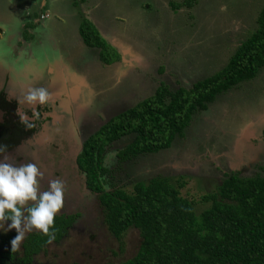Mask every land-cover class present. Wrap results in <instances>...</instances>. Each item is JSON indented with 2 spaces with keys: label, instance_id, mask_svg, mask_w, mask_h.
<instances>
[{
  "label": "rangeland",
  "instance_id": "rangeland-1",
  "mask_svg": "<svg viewBox=\"0 0 264 264\" xmlns=\"http://www.w3.org/2000/svg\"><path fill=\"white\" fill-rule=\"evenodd\" d=\"M50 1L41 4L42 11L35 8L34 12L50 15L46 8ZM104 1L108 15L95 23L100 36L115 51L108 49L107 55L115 58L107 64L101 60L99 48H87L75 36V15L80 10L79 19L83 13L91 18L95 12L91 3L85 1L71 9L77 13L62 18L66 19L62 26H54L56 20L50 19L39 26L29 25L30 29L40 30L36 37L42 41L29 52L24 46L18 49L16 40L9 46L10 35L6 34L18 29L22 32L24 24L32 20L25 13L33 14V6L24 8L16 0H0V27L4 29L0 33V84L8 75L20 98L29 87H46L52 99L41 107L52 110L45 111L42 119L51 115L55 128L45 133L53 140L51 146L21 152L20 145L10 153L8 161L12 164V159L22 153L33 154L45 173L44 185L48 187L52 179L66 184L68 209L63 207L61 211L80 215L66 239L48 246L33 264H120L135 254L140 241L137 229L126 231L121 245L109 234L98 195L86 189L84 175L74 164L87 130L94 134L102 118L115 116L153 96L162 83L170 89L190 88L219 71L236 46L255 31L264 5V0H195L191 8L174 6L184 0ZM63 2L72 8L76 0H57L56 8L66 5ZM65 34L67 50L59 52L51 37ZM43 55L46 62L41 60ZM69 88L76 90L74 98ZM115 97L121 98L119 107L112 100ZM107 106L111 108H102ZM18 114H25L22 107ZM84 121L86 130L80 128ZM59 131L63 132L61 138ZM41 137L37 134L33 139L42 140ZM132 138L133 135L122 137L112 143L115 147L105 149L102 164L109 170L107 184L130 193L139 181L162 176L177 184L180 179L185 182L180 195L193 199L199 213L206 205L200 198L213 191L224 174L264 176L260 171L264 167V67L254 79L218 95L205 111L195 114L184 137H176L168 149L119 162L117 148L123 149ZM4 158L0 157V162Z\"/></svg>",
  "mask_w": 264,
  "mask_h": 264
},
{
  "label": "trees",
  "instance_id": "trees-1",
  "mask_svg": "<svg viewBox=\"0 0 264 264\" xmlns=\"http://www.w3.org/2000/svg\"><path fill=\"white\" fill-rule=\"evenodd\" d=\"M194 3L184 0L172 6L191 8ZM28 29L23 31L24 39L31 37ZM78 31L86 47L100 49L104 63L115 58L107 55L108 49L115 51L91 21L83 19ZM263 67L264 5L255 31L236 46L219 71L190 88L170 89L162 83L153 96L115 115L85 141L76 161L85 175L86 187L98 195L107 231L120 245L129 229H137L140 238L135 254L120 264H264L261 174L248 178L235 172L224 174L214 190L200 198L206 205L196 213L195 201L180 195L184 181L177 179L173 184L170 177L157 176L134 183L132 192L127 193L107 184L109 170L102 164L105 149L129 135L133 138L118 152L119 162L168 149L176 137H184L195 114L205 111L218 95L254 79ZM260 171L264 173V167ZM71 220L64 216L55 219V240L60 239ZM48 239L35 234L25 244L24 259L11 264L30 263L32 253L46 251L43 247ZM15 256L11 250H3L0 263L5 258L12 261Z\"/></svg>",
  "mask_w": 264,
  "mask_h": 264
},
{
  "label": "clouds",
  "instance_id": "clouds-1",
  "mask_svg": "<svg viewBox=\"0 0 264 264\" xmlns=\"http://www.w3.org/2000/svg\"><path fill=\"white\" fill-rule=\"evenodd\" d=\"M27 16H31L32 20L24 24L23 31L27 25L39 26L49 18L45 11L34 16L27 13ZM33 28H29L28 31ZM51 99L52 93L46 87H29L24 102L33 110V119L28 120L26 116L21 115L20 122L27 128L34 127V121L41 118V113L36 110L37 105H47ZM83 144L82 142L78 152L82 151ZM6 150V145L0 146V154ZM7 161L8 157L5 156L4 162H0V228L4 227L6 221L11 220L6 230L15 229L17 233L11 240L12 252L19 250L27 233L36 234L35 230L48 236L51 243L55 240V216L64 207L67 191L65 182L61 179H52L48 181V188L44 189L42 181L45 174L39 165L35 162H25L14 166Z\"/></svg>",
  "mask_w": 264,
  "mask_h": 264
},
{
  "label": "flooded vegetation",
  "instance_id": "flooded-vegetation-1",
  "mask_svg": "<svg viewBox=\"0 0 264 264\" xmlns=\"http://www.w3.org/2000/svg\"><path fill=\"white\" fill-rule=\"evenodd\" d=\"M124 2H126V0ZM101 3H102V5H101L100 8H97L96 6L93 7L95 12L92 14V17L88 19L92 23H95L96 19L97 20L101 19V17L102 18H106L107 15H108V12L106 11L108 9L107 2L104 1V0H101ZM103 3H104V5H103ZM101 11H102V13H101ZM95 26H96V23H95ZM51 83H52L51 84V88H54L55 87L54 82H51ZM56 92L57 91H55L54 94ZM113 99H115L118 102L117 104H118V107H119L120 102H121V98H120V100H119V97L112 98V100ZM23 102H24V97L23 96H22V98L19 97V95L16 92L15 86L13 85V83L10 80V77L8 75H5L4 83L0 84V112L2 113L0 115V146H5L6 145L7 146V150H6V152L0 154V157H5V156L8 157L9 155L11 156L10 153H12L16 149V147H19L20 145L22 146L20 148V151L21 152H25L24 149L32 150L33 148H36V147L40 148L41 146H44V147L51 146V143L53 142V140L51 139L50 136H46V134H47L46 131H49V133L50 132L52 133L53 130L55 129L53 127L54 124H52L53 117L51 115H49V116H47V118L42 119L44 117V112L45 111L49 112V110L51 111L52 109L51 108L48 109V107L43 108L41 106L38 109L39 106L37 105L36 110L41 113V118L39 120H35L34 121V123H35L34 127L27 128L24 124H22L20 122V117H21L22 114H18V110H19V107H22L23 110L25 111L24 116H26V118L28 120H32L33 119V117H32V111L33 110L25 102L24 103H25L26 106H24ZM112 107L114 108V105ZM102 108H107V110H109V108H111V106L110 107L109 106L102 107ZM123 111H121V112H123ZM8 113H9V115H8ZM62 114H64V113H62ZM113 117L114 116H111V117H108V118L107 117L102 118L101 121H100V127L103 126L104 124H106ZM49 121H51V123H49ZM86 124H87L86 121H84L83 126H81L80 128H82V130H84V129L86 130L88 128V125L85 126ZM59 127H62V126L59 124ZM61 129H62L61 131H65V130H63V128H61ZM61 131H59L60 133H58L59 134L58 135L59 138H61V136H62L61 134H63V132L61 133ZM37 134H39V137L42 136L43 139L42 140L39 139V138H34L33 139V136H35ZM85 135L87 137L86 136L84 137L83 143H85V141L91 136V134L88 133V130H87V133ZM17 137H20L21 139L15 140V138H17ZM45 139H47V140H45ZM29 140H31L32 144L29 143ZM38 140L41 142L40 144H38ZM18 142H19V144H17ZM15 144H17V145L15 146ZM111 147H115V146L112 144ZM120 150H121L120 148H117V154H118V152ZM80 153L81 152H77V155H75V157H74V164H75V166L77 167V169L79 171H80V169H79V167L77 165V161L76 160H77V156ZM32 155L28 156L25 153H22L21 156L18 157L17 159L16 158L12 159V162H14L12 164L14 166H19V165H21V164H23L25 162H35L37 165H39V163H38L37 159L35 158V156L34 155L32 156ZM8 159H10V158H8ZM7 162L11 163V161H7ZM83 178H84V181H85V175H84ZM44 184H45V181H42V187L44 189L48 188ZM85 187H86V184H85ZM86 189L89 191V189L87 187H86ZM90 193L92 194V192H90ZM67 203L68 202L65 200L64 209H68V206H66ZM59 216H64L65 220H68L70 217H72V220L69 222V225H67L65 227L64 234L61 235L60 239L53 240L51 243H49V239H48V241H47L46 245L43 247V249L46 248L47 246L51 245L52 243L60 242L61 240L66 239V237L68 236L70 230L75 228V223L77 222V218L80 215H78L76 212L60 211V213H58L55 216V219L57 217H59ZM10 223H11V221H9V220L6 221L5 224H4V227L1 228L3 230V232L0 233V248H1L0 253L2 252V250H11V240L17 235L15 229L6 230V227H8V225ZM55 229L56 228L54 227V231H55ZM35 231H36V234H40L42 236L44 235L40 231H37V230H35ZM34 235H35L34 233H27L25 239L21 243V246H20L19 250L16 251V252H13V253H16L15 258L13 257L12 261H9L7 258H5V262L0 263V264H4V263L11 264L12 262H16L17 263V259H24L23 254L25 253V249L27 247V246H25V244L28 241H31ZM4 247H8V248L4 249ZM42 252L43 251H41V252L39 251L37 253H32L31 254L32 261L30 263H27V262H25V263L26 264H33L35 258L39 254H41ZM0 259H1V257H0ZM23 263L24 262L22 261V264Z\"/></svg>",
  "mask_w": 264,
  "mask_h": 264
},
{
  "label": "crops",
  "instance_id": "crops-1",
  "mask_svg": "<svg viewBox=\"0 0 264 264\" xmlns=\"http://www.w3.org/2000/svg\"><path fill=\"white\" fill-rule=\"evenodd\" d=\"M17 2L21 3V5L24 7V8H29L31 6H33V14L31 15H35L37 14L36 12H34V9H38L40 11L43 10V6H41V4L43 2H46V0H16ZM49 1V0H47ZM69 1V0H66V2ZM85 1H87V3H91L92 7H95V6H98L97 8H99V5H101V0H76V2L74 3V7L72 8H69L67 7V4L65 2H63V4H66L64 6H60L59 9H57L56 7V2L57 0H51L48 5L46 6L47 10H49L50 12V15H49V18L50 21H54L56 20V22L54 23V26H62L64 25V22L66 21V19H62V18H65L67 17V14L69 13L70 16H72V14L75 15V13H77V11L75 12H72L71 9H75L78 5L80 4H83ZM52 4V5H51ZM43 5V4H42ZM65 11V12H64ZM80 11V10H79ZM78 11V14H80V12ZM90 13V11H88ZM41 13V12H40ZM27 15V13H25ZM75 15L78 17V21H77V26H76V30H75V36H78V38L80 39L81 43L83 44V41L81 39V37L79 36V25L80 23L82 22L83 19H89V17L86 16L85 13L82 14L81 18L79 19V16ZM60 15H63V16H60ZM25 18V16L23 17V19ZM47 19V20H48ZM68 19V18H67ZM21 22V21H20ZM29 22V21H27ZM48 23V22H47ZM19 26H22L23 27V24L22 22L19 24ZM49 27V26H48ZM46 27V28H48ZM1 28L0 27V33L4 31V29L1 31ZM31 31V33H30ZM40 30L37 29V28H33V30H29L27 33L29 36H31L29 39H24L23 37V30L22 32L18 31L17 32H14V33H11L9 32L8 34H6L7 36L10 35V39H9V46H10V43H12L14 40H16L15 42V45L18 47V46H24V49H29V52H31L32 49L34 48H37L38 46L41 45L42 41H38L39 38L36 37V34L39 32ZM8 32V30H7ZM18 33V34H16ZM73 36H74V33H73ZM74 36V37H75ZM50 37V35L48 36V38ZM67 35L65 34V36H61V37H51V41L53 42L52 44L55 45L57 48H58V51L61 52V51H65L67 50V44H68V38H66ZM66 39H67V42H66ZM38 42V43H37ZM37 44V45H36ZM84 45V44H83ZM61 46H64V47H61ZM66 48V49H65ZM19 49V47H18ZM17 49V50H18ZM43 54V52H42ZM44 56V55H43ZM59 58V57H58ZM44 62H46L45 60V56L42 57V59ZM52 60V59H51ZM84 79V78H83Z\"/></svg>",
  "mask_w": 264,
  "mask_h": 264
},
{
  "label": "bare ground",
  "instance_id": "bare-ground-1",
  "mask_svg": "<svg viewBox=\"0 0 264 264\" xmlns=\"http://www.w3.org/2000/svg\"><path fill=\"white\" fill-rule=\"evenodd\" d=\"M126 53H128V52L126 51ZM69 89H70L71 97L74 98V95L77 94L76 90H74V88L73 89L69 88Z\"/></svg>",
  "mask_w": 264,
  "mask_h": 264
},
{
  "label": "water",
  "instance_id": "water-1",
  "mask_svg": "<svg viewBox=\"0 0 264 264\" xmlns=\"http://www.w3.org/2000/svg\"><path fill=\"white\" fill-rule=\"evenodd\" d=\"M1 114H2V113L0 112V115H1ZM65 131H66V130H65ZM65 131H64V133H66ZM243 138H245V135H243ZM38 142H40V141L38 140ZM237 143H238V142H237ZM237 143H236V145H237ZM80 147H81V146H80ZM79 149H80V148H79ZM237 156L239 157L238 154H237Z\"/></svg>",
  "mask_w": 264,
  "mask_h": 264
}]
</instances>
